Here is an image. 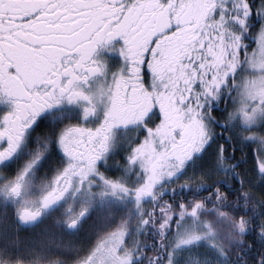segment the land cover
<instances>
[{"label": "snow or ice", "instance_id": "snow-or-ice-1", "mask_svg": "<svg viewBox=\"0 0 264 264\" xmlns=\"http://www.w3.org/2000/svg\"><path fill=\"white\" fill-rule=\"evenodd\" d=\"M0 264H264V0H0Z\"/></svg>", "mask_w": 264, "mask_h": 264}]
</instances>
